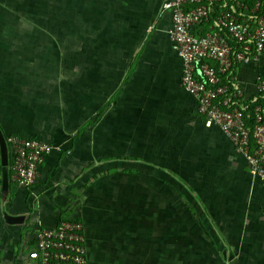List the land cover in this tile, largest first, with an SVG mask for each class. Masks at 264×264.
<instances>
[{
  "label": "crops",
  "instance_id": "1",
  "mask_svg": "<svg viewBox=\"0 0 264 264\" xmlns=\"http://www.w3.org/2000/svg\"><path fill=\"white\" fill-rule=\"evenodd\" d=\"M165 2L73 0L71 67L65 50L56 57L62 65L46 70L41 94L28 84V57L0 48V127L58 146L28 187L10 183L4 191L0 164V264H38V231L74 218L84 224L88 264H264V180L182 87ZM17 9L0 5V12ZM9 17L1 28L16 25ZM21 39L28 43V35ZM262 79L264 53L240 63L237 82L247 98ZM178 180L196 198L200 229L194 222L193 231H177ZM113 187L120 195L136 189L134 218ZM5 212L25 217L9 222ZM125 217L141 229L147 220L152 231H121Z\"/></svg>",
  "mask_w": 264,
  "mask_h": 264
},
{
  "label": "built area",
  "instance_id": "2",
  "mask_svg": "<svg viewBox=\"0 0 264 264\" xmlns=\"http://www.w3.org/2000/svg\"><path fill=\"white\" fill-rule=\"evenodd\" d=\"M173 23L169 36L182 58L181 85L197 100L206 124H217L244 155L251 175L264 180V79L258 94L246 97L237 82L240 63L264 53V0H166ZM254 102L253 120L246 113ZM10 183L31 186L48 153L44 139L6 135ZM38 264H88L84 224L66 219L35 236Z\"/></svg>",
  "mask_w": 264,
  "mask_h": 264
},
{
  "label": "rangeland",
  "instance_id": "3",
  "mask_svg": "<svg viewBox=\"0 0 264 264\" xmlns=\"http://www.w3.org/2000/svg\"><path fill=\"white\" fill-rule=\"evenodd\" d=\"M58 10L60 11V18L56 21V24L62 23V28L64 32V36L59 38L60 42L63 39L65 44L62 45L53 44L52 41L55 42L51 33L47 32L44 26L48 23V8L51 5L50 0H28V24H23L19 18H13L15 26H11L8 28H2L0 30V48L4 54L13 53L16 55H21V57H28V84H33L34 87H38V92L41 94L42 91H45L49 88V81L47 80L48 71L47 69L51 68L53 70L57 69V65L61 66L62 63L59 62L61 58V54L69 50V53L64 54V57H68L66 62V67H71V59H72V35H73V22L70 14L73 15V0H59ZM51 2V3H50ZM53 5V4H52ZM15 14V13H14ZM9 17V13L5 11L0 12V19L3 21H7ZM51 21V20H50ZM35 24L37 28L35 27ZM25 26V28L23 27ZM35 27V29H34ZM59 27V26H58ZM1 28V27H0ZM24 28V29H22ZM32 28L34 31H32ZM44 28V30L42 29ZM24 33H23V32ZM47 33L49 37H47ZM24 34L28 35V43H22V41H26L21 39ZM171 39V38H170ZM26 50L28 53H24ZM66 50V51H65ZM10 51V52H9ZM44 58V59H43ZM47 58V60H46ZM14 60L11 61V68L17 69V63L15 62L16 58H12ZM41 59L46 63V65L42 66ZM58 60V63H57ZM12 69V70H15ZM26 75V73H24ZM54 74H52V82L55 83L56 79H53ZM17 78V77H16ZM22 79V76L19 77V80ZM35 92L28 93V100H30L31 96H33ZM2 129V128H1ZM72 134V133H71ZM88 141V139H86ZM1 154V151H0ZM0 164L1 156H0ZM147 174V172H146ZM163 175V174H162ZM110 177L113 174H109ZM109 176L104 177L103 180H108ZM134 183H137L136 175L132 179ZM111 186V185H110ZM115 194V199L120 197L123 202H126L125 199H128L129 208V217L134 218L136 216V206L134 202L135 190H132L126 194V192L120 195L121 188L118 189L113 187ZM169 191L168 187L164 189V194ZM173 192V188H171ZM175 195L177 198V231H193L194 222H197V228L200 229L201 219H200V209H195L192 206L193 199H196L190 191L189 188L185 186L184 181L178 180L177 187L175 188ZM166 192V193H165ZM191 198H193L191 200ZM124 206V205H123ZM152 205H145L146 208V217H149L151 214ZM123 213V212H122ZM148 213V214H147ZM192 215V219H189V215ZM150 220V219H148ZM132 220H129L125 217V225L122 226L121 231H152L150 224L145 220V226L141 229L140 226L133 225Z\"/></svg>",
  "mask_w": 264,
  "mask_h": 264
},
{
  "label": "trees",
  "instance_id": "4",
  "mask_svg": "<svg viewBox=\"0 0 264 264\" xmlns=\"http://www.w3.org/2000/svg\"><path fill=\"white\" fill-rule=\"evenodd\" d=\"M50 1L52 3L50 2L51 5L48 6V9H46L49 12L47 15V18L49 20H48V23L46 24L47 27L46 26L45 27L49 30V33H51V35L53 37L58 36L59 38H61L62 36H64L62 23L56 24V21L60 18V16H59L60 11L58 10V4L60 1L59 0H50ZM3 4H7V5H10L12 7L15 6L18 8L17 12L15 14H14V12H11V11H8V12L5 11V12L9 13V15L13 18H19V19L23 20V17L21 15L28 16V0H0V5L3 6ZM70 17H72L71 14H70ZM33 25H35V24H33ZM35 27L37 28L36 25H35ZM35 27H34V29H35ZM1 29L2 28H0V30ZM22 29H24V28H22ZM32 31H34L33 28H32ZM24 35L27 36L26 34H24ZM47 36H48V34H47ZM257 102L264 103V100L259 99ZM254 106H255V103L251 102L249 107L247 108V111H246V113L251 114L252 118H250V120L251 119L253 120ZM0 183H1V181H0Z\"/></svg>",
  "mask_w": 264,
  "mask_h": 264
},
{
  "label": "water",
  "instance_id": "5",
  "mask_svg": "<svg viewBox=\"0 0 264 264\" xmlns=\"http://www.w3.org/2000/svg\"><path fill=\"white\" fill-rule=\"evenodd\" d=\"M0 151H1V163H2V185L4 191H7L10 186V179H9V153L6 141V135L4 131L0 127ZM5 219L11 222H17L19 220L24 219V215H10L9 213L5 212Z\"/></svg>",
  "mask_w": 264,
  "mask_h": 264
}]
</instances>
